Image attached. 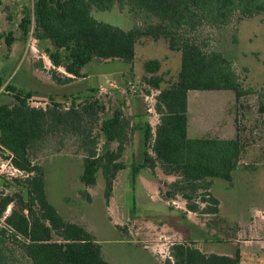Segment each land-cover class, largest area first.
I'll use <instances>...</instances> for the list:
<instances>
[{
	"label": "trees",
	"instance_id": "1",
	"mask_svg": "<svg viewBox=\"0 0 264 264\" xmlns=\"http://www.w3.org/2000/svg\"><path fill=\"white\" fill-rule=\"evenodd\" d=\"M116 6L136 20L135 27L124 30L92 15L94 10L106 12ZM23 14L19 24L23 40L33 30L37 41L49 40L55 50L65 52L63 64L57 56L51 57L66 73L53 74V82L59 86L85 78L84 69L93 61L132 64L136 44L144 39L163 40L171 52L181 54V68L172 82L159 74V61L143 65L145 94L157 92L154 109L159 122L155 129L145 125L144 159L133 166V172L136 176L141 169L160 170L174 177L173 182L160 185L162 199L173 202L180 198L186 213L218 219L220 200L212 194L214 181L233 184V174L249 142L242 134L239 113L234 139H189L188 94L233 91L237 109L243 98L255 95L259 114L264 115V87L245 88L234 61L215 43L216 33L264 17V0H34L33 9H25ZM15 41L9 33L7 47ZM5 85L0 75V93L4 87L15 93L9 101L0 100V145L14 154V164L25 177L7 182L14 193L0 196V219L11 206L0 226V264H110L95 236L82 224L67 221L49 202L45 169L33 156L52 138L72 139L83 157L81 184L86 189L96 187L101 174L109 203L114 182L126 168L125 153L134 142V118L121 107L108 114L96 97L79 105L72 102L70 107L54 101L46 108L34 107L30 104L32 92ZM81 194L91 201L87 190ZM241 263L240 249L234 256L205 254L190 243L173 244L164 262Z\"/></svg>",
	"mask_w": 264,
	"mask_h": 264
},
{
	"label": "rangeland",
	"instance_id": "2",
	"mask_svg": "<svg viewBox=\"0 0 264 264\" xmlns=\"http://www.w3.org/2000/svg\"><path fill=\"white\" fill-rule=\"evenodd\" d=\"M33 4L34 0H0V75L6 85L14 86L19 92H32L30 104L39 108H46L53 101L70 107L72 102L79 105L89 97L100 98L108 114L121 107L134 118L133 113L140 125L148 114L155 129L157 92L145 94L143 65L147 61H159V74L165 76L166 82H172L181 68V54L171 52L163 40L144 39L136 44L132 64L122 60L93 61L84 69L85 78L75 85L61 87L52 83V76L66 73L51 57L57 56L63 64L65 52L55 50L49 40L37 41L33 30L26 40L22 39L19 24L23 11L32 10ZM92 15L124 30L132 29L137 23L117 6L106 12L94 10ZM11 32L16 41L8 48L6 37ZM215 43L234 61L245 88L264 87L263 16L243 21L236 30L228 28L216 33ZM14 94L4 87L0 100L9 101ZM238 113L242 134L249 145L233 174V184L220 179L214 181L212 194L220 200L218 219L186 215L175 208L185 204L180 198L176 199V206L171 204L174 208L161 200L158 186L165 182L162 179H167L161 171L154 176L151 170L141 169L134 175L133 166L142 164L145 151L141 130L135 131L133 145L125 153L126 168L114 182L109 203L101 174L96 187L86 189L81 184L83 157L72 139L52 138L33 151V160L45 169L49 202L67 221L82 224L95 236L110 264H164L170 247L178 243H190L205 254L225 256H234L240 249L244 264H264V115L259 114L258 97L243 98L237 109L233 91H190L188 138L234 139ZM2 189L7 190L4 191L7 195L14 193L0 180V196ZM83 190L89 192L91 201L81 194ZM161 230L163 233L159 234Z\"/></svg>",
	"mask_w": 264,
	"mask_h": 264
},
{
	"label": "built area",
	"instance_id": "3",
	"mask_svg": "<svg viewBox=\"0 0 264 264\" xmlns=\"http://www.w3.org/2000/svg\"><path fill=\"white\" fill-rule=\"evenodd\" d=\"M30 48L34 49V47L32 46H30ZM14 159V154L0 145V180L3 181L5 185L7 184V182H13L17 179L25 177L24 171L19 169L14 164ZM1 191L5 194L6 192L4 191L7 190L2 189ZM10 212L11 206L6 210L4 217L0 219V226L5 224V220L9 216Z\"/></svg>",
	"mask_w": 264,
	"mask_h": 264
},
{
	"label": "crops",
	"instance_id": "4",
	"mask_svg": "<svg viewBox=\"0 0 264 264\" xmlns=\"http://www.w3.org/2000/svg\"><path fill=\"white\" fill-rule=\"evenodd\" d=\"M64 73V72H63ZM65 74V73H64ZM79 80H80V78H75L74 79V81L71 83V84H69V85H66V86H61V87H68V86H71V85H75V84H77L78 82H79ZM53 84H54V82H52ZM112 86H114L115 87V84H113L112 83ZM91 90H95V89H91ZM96 92H98L97 90H96ZM68 96V95H67ZM69 96H71V95H69ZM149 111L150 112H152V110H150L149 109ZM132 115L134 116V118H135V115L132 113ZM134 121H135V119H134ZM158 122H159V118H158ZM158 122H157V124H158ZM135 124L136 125H139L138 126V128L136 129V130H141V131H143V133H144V127H145V125L146 124H149L152 128H153V126H152V123H151V121H150V118L148 117V114H147V119L145 120V122L143 123V125L141 124H137L136 123V121H135ZM156 124V125H157ZM135 135V134H134ZM144 145H145V139H144ZM145 152V151H144ZM143 159H144V156H143ZM160 170H157L155 173H157L158 174V172H159ZM155 173H153L154 174V176H156L155 175ZM166 176V175H165ZM157 177H159L158 175H157ZM167 177V179H162L163 181H167L168 183H171V182H173L174 180H175V178L174 177H171V176H166ZM159 179H161L160 177H159ZM157 184H159V183H157ZM158 190H159V197L161 198V200H164V199H162V197H161V193H160V186H158ZM165 201V200H164ZM167 202V201H166ZM167 203H169L170 205L172 204V205H175L176 206V201H173V202H167ZM171 205V207L172 208H174V206H172ZM175 208H179V209H181V210H183V212L186 214V215H194L193 213H186V208H185V204H182V205H179V206H177V207H175ZM163 233V231L161 230V232L159 233V234H162ZM164 237H166V234H164ZM158 239V238H157ZM160 239H161V237H160ZM241 264H244L243 263V258H242V263Z\"/></svg>",
	"mask_w": 264,
	"mask_h": 264
}]
</instances>
